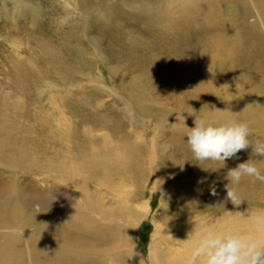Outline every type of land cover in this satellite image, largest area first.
I'll list each match as a JSON object with an SVG mask.
<instances>
[{
	"label": "rangeland",
	"instance_id": "obj_1",
	"mask_svg": "<svg viewBox=\"0 0 264 264\" xmlns=\"http://www.w3.org/2000/svg\"><path fill=\"white\" fill-rule=\"evenodd\" d=\"M169 3L176 8L165 13L169 19L157 17L160 21H156L154 15L166 10ZM253 31L257 40L254 46H248L247 38ZM238 32L241 39L235 38ZM214 40L222 45L215 46ZM263 75L264 13L255 0H0V130L4 132L0 133V142L6 135L14 141L20 136L18 141L25 139L22 147L32 148L42 162L33 170V166L26 169L24 165L11 173L10 166L4 164L9 150H3L0 143V181L13 174L18 187L9 207L10 221L0 228V234L18 240L13 243L14 264H20L21 259L27 262L24 264L32 262L31 240L46 213L52 215L51 221L58 215H80L77 202L53 189L54 184L60 187L53 180L60 177L57 170L43 165L51 162L54 154L61 157L56 151L60 140L54 139L57 134L53 132L65 129L57 123H72L79 134L95 140L93 148L97 151H105L101 144L109 132L119 143L127 141L129 131L130 141L146 151L155 139L156 159L152 163L156 177L147 170L128 167L122 170L128 173L122 175L117 192L99 183L93 186L105 201L117 194L123 202H130L133 195L145 192L142 199H133L136 204L145 202L149 211L132 231V242L149 259L155 223L164 218L161 210L169 206L174 193L185 198L187 178L205 173L199 170L203 163L193 159L185 142L186 126H194V116L189 113L212 117L214 112H222L215 118L233 116L247 121L253 133L249 139L264 140V120L251 114L250 100L245 99L248 79L258 80ZM169 95L172 100L166 103ZM175 98L184 103L182 109L174 105ZM235 103L234 112H230V105ZM89 112L110 121L109 125L89 132ZM45 117L48 121L43 125ZM41 127L46 141L40 138ZM42 141L49 148L43 155L38 147ZM18 159L23 163L24 158ZM154 180L157 187L151 190ZM250 181L251 186L260 183L254 178ZM262 198L264 202V192ZM4 239L0 235V242Z\"/></svg>",
	"mask_w": 264,
	"mask_h": 264
},
{
	"label": "bare ground",
	"instance_id": "obj_2",
	"mask_svg": "<svg viewBox=\"0 0 264 264\" xmlns=\"http://www.w3.org/2000/svg\"><path fill=\"white\" fill-rule=\"evenodd\" d=\"M171 1L173 2V0ZM255 1L257 5L262 8L264 13V0ZM175 3H177V1ZM168 6V8L165 7L167 9L164 11H162L161 6L160 10L162 12L154 15L156 21L158 20V18L160 20H163L162 18L169 19V17H167L165 13H170L171 8H173V11L176 8L172 7L173 4L170 3L168 4ZM156 8L155 10L157 11ZM184 8H186V6ZM178 15L177 17H179ZM227 17L229 16L227 15ZM169 33L171 32L169 31L167 34ZM249 35L250 37L247 38V45L254 46L253 43L257 40V34L253 31V33H250ZM221 36L223 35L221 34ZM235 38L241 39V34H239V32L236 33ZM229 40H227V42ZM208 41L206 42L208 43ZM214 41L213 44H215V46L222 45V43H220L219 41ZM221 42H223V40ZM136 48L138 49L137 46ZM206 52L208 51L206 50ZM130 59L132 58L130 57ZM118 64H120V62ZM215 65L218 64H214V66ZM118 69L120 68L118 67ZM246 90L247 95L245 99L249 98L250 100V104L248 105L250 108L249 111L252 112V115H256L257 117L264 120V75L258 80L249 78L247 81ZM212 94L210 95V97L213 96ZM168 97L169 99H167ZM179 99L175 98V103H173L177 108L182 109L181 107H183L184 103H182V101ZM166 100V103L172 100L171 95L166 96ZM237 100L239 101V99ZM234 108H236V103L230 105V112H234ZM226 112L224 113L225 115ZM221 113L222 112L216 111L212 114V117H218ZM98 115L99 114L97 113L93 114L91 112L87 114L86 120L91 122L92 125H90L93 127L89 129V132L95 130L98 127H101V129H103L107 125H109L107 123H109L110 121L100 118ZM45 119V123L42 122L43 125L48 121L46 117ZM168 123L169 122L167 121V124ZM57 124L61 126L63 124V129H65L64 131H60L58 133L53 132V135L57 134V138L54 139L60 140V142L57 141L59 142L58 144L56 141H54L53 143L59 145V149H55L61 157H54L55 154L52 156V154L54 153L52 151L53 153L50 156H52L51 158L53 160L51 162L47 161V165L44 162L45 164L43 165L44 167L49 168L50 166V168L52 167L53 170H57L60 177H54L55 179L53 180L54 183L60 184V187L54 184L53 189L57 191V194H60V192L63 191L64 196L70 198L72 200V203L77 202L80 215L75 216L74 214L71 215V213L69 216H65V214H63L64 216L58 215V217L54 216V221H51V214L46 213L44 217L42 216L41 221L37 224L38 226L35 235L31 240L32 249L30 255L32 262L30 264H193V262L191 261L192 244L196 238V235L200 232H203L204 230H207L209 228H232L239 230L242 233L253 236L259 234L261 231H264V202L262 201V195L264 192L262 190V187L264 181H260V183H258L257 185L251 186L250 177L242 178L240 184L238 185V194L241 201L239 206H236L231 201L226 200V190L224 187L225 184L228 183V181L225 179L226 173L228 169L234 168L239 163L247 161L250 158L252 153V148L250 146L247 150H242L237 153L236 157L226 160L224 165L218 162L204 161L202 167L199 170H202V172L205 171V173L201 175H193L192 177L187 178L185 186V198L182 199V195H180V193H174V196L172 195L173 197L170 200L169 206L166 209L164 208V210H161L164 211V218L163 220L157 221L155 223V231L153 233V238L151 240L150 246V257L149 259H146L142 254L139 253V251L135 249L132 242V231L134 230L138 221L141 220V218L149 211V206H147L145 202H142L140 200L141 202L136 204L134 203L135 201L133 199H142V197L145 196V192L133 195V198L131 197L132 199L130 202H123L120 197L116 196L117 194H114L111 200L109 199L108 201H105V196H102L101 192L94 190L95 188H93V186L99 183L103 185V187L107 189L109 188L111 191L115 190L114 192H117L118 184L121 183L123 179L122 175L125 172L128 173L127 171L124 172L122 170H126L128 169V167H132L135 171H137V169L147 170V172H150L151 174H153V176H157L158 173L154 170L155 163L154 166L152 163V160L156 159L153 154V150L154 153L156 150L155 139L151 141L153 142L152 144L147 145L148 151H146L141 147L140 144V146L134 144V142L136 143V141H130L131 138L129 131L127 133V135L129 136L125 138L127 139V141L119 143L114 141L115 138H112L109 132V134H106L101 144L103 145L102 147L103 149H105V151L101 148V150L98 149L99 151H97L94 150L95 147L93 148V146L95 145V140H93V138L91 139L90 137L88 138V136H82L81 133L79 134L74 126L73 128L71 127L72 123L70 125L65 121L59 122ZM78 124H80V122ZM118 126H120V124ZM110 129L112 130V128ZM41 131L42 133L40 134V138L46 141V138L48 137L44 136L45 129L42 128ZM46 131L49 132V130L47 129ZM135 132L138 136V132ZM2 133L4 134V132ZM10 133L11 131H9V134ZM131 134L133 135V132ZM0 136L3 137V135ZM5 137L7 139H5ZM19 137L20 136H18V139ZM10 138L6 135L4 136L3 141L5 140L7 142L5 143L2 141L3 144L0 142L3 145V150H9V155H5L7 160L4 163L6 166H10L8 167L9 172L14 173L16 169L24 168V165H26V169H30V167L32 168L33 166V170L34 166H38L39 163H42L38 161L39 156H37V153L35 151H31L32 148H23V142L25 141V139L23 142H21L20 140L18 141V139L17 141H14ZM43 142L44 141H42V143ZM61 142H65L66 146H64V143L61 144ZM45 146L46 143L38 146L41 155H43V153L47 154L46 152L49 148L47 149ZM63 146L64 150H62ZM23 151L25 152L23 153ZM147 156L150 157L147 158ZM18 158H24L23 163H20L19 161L21 160H19ZM151 169L152 171H150ZM144 175L140 177L143 178ZM14 177L15 176L12 174V177L8 178L9 180L6 179L5 181H3V183L0 181V228H3L5 224H8L12 216V209L10 208L9 210V207L11 206V202L13 203L14 196L16 195L18 190V187L13 180ZM116 178H120L121 180L117 181ZM155 187H157V180H154V182H152V185L150 186L151 190H154ZM213 187L216 190L215 196L211 195V190ZM17 223L19 225H22L21 220H17ZM0 235H3L5 238L2 242H0V264H14L13 258L16 255L15 246L13 245V243H17L18 240L16 237L10 236L8 234ZM17 258L20 260L21 257L17 256ZM24 262L27 263L25 259H21L20 264H24ZM194 264H200V261H196L194 262Z\"/></svg>",
	"mask_w": 264,
	"mask_h": 264
},
{
	"label": "clouds",
	"instance_id": "obj_3",
	"mask_svg": "<svg viewBox=\"0 0 264 264\" xmlns=\"http://www.w3.org/2000/svg\"><path fill=\"white\" fill-rule=\"evenodd\" d=\"M189 114L194 116V126H186V142L193 159L200 165L204 161L224 165L226 160L251 146L250 158L228 169L225 177L228 181L224 186L226 200L239 206L238 185L242 178L264 181V140L249 139L253 133L247 121L232 117L217 119L196 111ZM211 195H216L214 187ZM191 261L193 264L196 261L200 264H264V231L253 236L232 228L204 230L193 241Z\"/></svg>",
	"mask_w": 264,
	"mask_h": 264
}]
</instances>
